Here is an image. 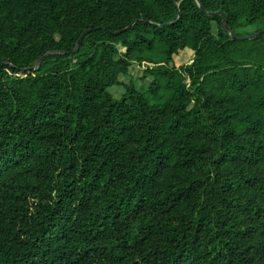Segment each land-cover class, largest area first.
Here are the masks:
<instances>
[{
  "label": "trees",
  "instance_id": "obj_1",
  "mask_svg": "<svg viewBox=\"0 0 264 264\" xmlns=\"http://www.w3.org/2000/svg\"><path fill=\"white\" fill-rule=\"evenodd\" d=\"M262 29L264 0H0V264H264Z\"/></svg>",
  "mask_w": 264,
  "mask_h": 264
},
{
  "label": "rangeland",
  "instance_id": "obj_2",
  "mask_svg": "<svg viewBox=\"0 0 264 264\" xmlns=\"http://www.w3.org/2000/svg\"><path fill=\"white\" fill-rule=\"evenodd\" d=\"M190 58V50L186 49L183 50L179 53V57L177 58V64H180L182 62L188 61ZM129 73L131 74L133 78V82L137 87L142 86V80H141V75H142V67L133 62L130 66ZM108 90L112 92L114 95L118 94L123 90L122 86L120 85H111L108 87Z\"/></svg>",
  "mask_w": 264,
  "mask_h": 264
},
{
  "label": "water",
  "instance_id": "obj_3",
  "mask_svg": "<svg viewBox=\"0 0 264 264\" xmlns=\"http://www.w3.org/2000/svg\"><path fill=\"white\" fill-rule=\"evenodd\" d=\"M208 14H219L221 17H222V25L229 31V33L231 34V36L233 37V38H238V39H243L244 37L243 36H240V37H238V36H235L234 35V33H233V31L230 29V27L229 26H227L226 24H225V21H224V13L221 11V10H218V11H214V12H208ZM87 30H89V29H86V30H84L82 33H81V35L79 36V38H78V42H79V40H80V38L82 37V35L87 31ZM261 31H264V29H262ZM248 37H250V36H248Z\"/></svg>",
  "mask_w": 264,
  "mask_h": 264
}]
</instances>
